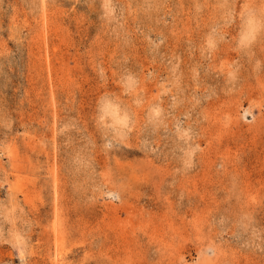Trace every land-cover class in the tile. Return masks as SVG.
<instances>
[{"label": "rangeland", "instance_id": "1", "mask_svg": "<svg viewBox=\"0 0 264 264\" xmlns=\"http://www.w3.org/2000/svg\"><path fill=\"white\" fill-rule=\"evenodd\" d=\"M0 264H264V0H0Z\"/></svg>", "mask_w": 264, "mask_h": 264}]
</instances>
